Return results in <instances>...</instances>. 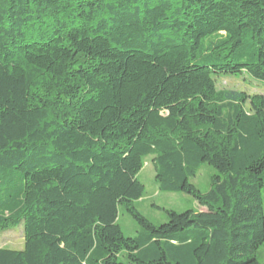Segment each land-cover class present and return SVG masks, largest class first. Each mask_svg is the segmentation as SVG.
Segmentation results:
<instances>
[{"label":"trees","instance_id":"trees-1","mask_svg":"<svg viewBox=\"0 0 264 264\" xmlns=\"http://www.w3.org/2000/svg\"><path fill=\"white\" fill-rule=\"evenodd\" d=\"M244 72L264 82V0H0V233H24L0 264H261L264 95L216 85ZM147 157L198 210L136 209Z\"/></svg>","mask_w":264,"mask_h":264},{"label":"rangeland","instance_id":"rangeland-1","mask_svg":"<svg viewBox=\"0 0 264 264\" xmlns=\"http://www.w3.org/2000/svg\"><path fill=\"white\" fill-rule=\"evenodd\" d=\"M243 53V48H236L233 51L225 49L218 56L219 58H223L228 54L227 60L238 61L244 60ZM216 85L219 90H237L243 91L249 95H264V82L253 78L246 72L239 76L221 75L216 78ZM216 172L217 171L211 165L203 163L197 175L191 177L189 182L196 185L201 192H207L211 187L212 177ZM155 176L156 170L152 163V157H147L143 169L137 176L139 181L145 185V194L141 200L135 202V207L150 221L156 225L167 222L168 215L166 210H174L177 212L194 209L198 210L199 204L192 195L182 191H161L155 180ZM199 209L206 210L204 207H199ZM118 223L121 225L126 236H135L139 231L143 230L138 221L124 206L120 207ZM0 246L22 249L24 246L23 226L20 225L1 232ZM256 256L260 263L264 264V244L259 247Z\"/></svg>","mask_w":264,"mask_h":264}]
</instances>
